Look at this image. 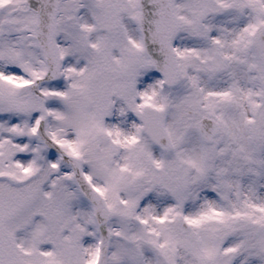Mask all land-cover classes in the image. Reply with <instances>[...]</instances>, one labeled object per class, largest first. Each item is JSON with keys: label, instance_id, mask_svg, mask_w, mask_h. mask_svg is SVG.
<instances>
[{"label": "snow or ice", "instance_id": "1", "mask_svg": "<svg viewBox=\"0 0 264 264\" xmlns=\"http://www.w3.org/2000/svg\"><path fill=\"white\" fill-rule=\"evenodd\" d=\"M0 264H264V0H0Z\"/></svg>", "mask_w": 264, "mask_h": 264}]
</instances>
